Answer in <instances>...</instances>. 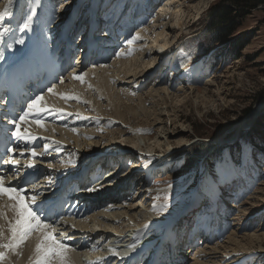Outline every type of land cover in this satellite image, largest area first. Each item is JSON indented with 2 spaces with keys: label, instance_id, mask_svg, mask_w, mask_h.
Masks as SVG:
<instances>
[{
  "label": "bare ground",
  "instance_id": "1",
  "mask_svg": "<svg viewBox=\"0 0 264 264\" xmlns=\"http://www.w3.org/2000/svg\"><path fill=\"white\" fill-rule=\"evenodd\" d=\"M31 1L33 0H13V15L0 21V31L8 29L5 31L4 36L0 38V62L7 59V63H12L13 60L22 55V60H24L23 67L35 65L36 71L39 72L41 65L39 64L38 46H45L43 42H39V39H51V41L55 39L50 34L51 31L53 28L57 29L61 21L74 13L77 0H73L72 3H70L71 0H63L54 6L53 0L50 3L47 0H38L37 4H30L29 8L26 7L25 5H28ZM162 2L157 10H152L151 15L147 19L143 17L136 19L135 28L129 31L126 36H123L121 47L119 46L115 49V58L110 64L106 65V62L99 63L95 67L81 69L80 71L73 69L69 72L67 70L65 77L50 87L53 88V92H49L46 89L42 93L43 100L39 103L46 110L33 112L26 118L25 122L21 123V130L31 133L34 137L29 139L30 142L40 139L42 148L36 149L38 155L35 157L28 151L30 146L25 148L27 158L19 161L20 166L40 163L41 150L44 148L49 149L50 146H56V151L46 154L50 157L45 156V158H52L53 161L54 158L60 157L63 151L66 153L60 161V164L63 163L62 165L56 162H49L53 166V170L35 183V194L40 201L45 200L47 196L51 199L61 197L59 195L61 181L58 182V180L63 178L65 172L63 167L69 168V166L77 163V158H79V162L84 163V161L88 160L92 164H97L100 160H108L112 157L114 159L118 154L120 155L119 157L124 155L125 158L122 159L120 167H123L124 160H130L127 171L121 172L119 167L115 175L114 173H112V177L107 175L98 186L90 187L95 189V191L90 192L89 200L94 202V205L90 204V208H88L87 202H84V200H81L82 206L78 202L73 204L67 202L65 208L62 206L58 208L59 218L47 222L53 226L57 239L68 245L67 264H103L106 260L105 257L108 259V264H134L132 263L133 260H129L130 257L146 248L153 250L148 254L149 258L142 260L140 264H159L173 253V250H170L168 245L165 250H163V247L160 249L161 246H166V243L160 244V239H163L161 235L166 221L175 225L179 212L173 213L171 211L179 210L184 202L178 208L170 210L164 209L162 205H157L155 199L149 198L152 195H164V193L159 192L164 186L145 184V179L154 168L158 169V166L164 163L165 160L180 153L179 149L184 146H182L183 143L180 141L181 138L177 139L178 144L176 145H171L168 142L176 134L173 132L174 129L171 128V125L177 119L175 105L182 99L184 100V95L182 94L185 91H187V95H191L194 100H197L194 95L197 94L198 89L197 87H192L191 89L189 87L183 88L185 85L183 83L181 93H169L170 89L168 92L167 86L165 87L164 85H156V87L146 91L147 85L144 86L142 84L145 81L143 79H147L149 84L152 76L148 75V73L158 70L155 67H150L154 59L142 60L144 57L152 56L151 50L150 52L145 50V44L155 47L153 49L154 52H152L153 58H156L158 53L163 50L164 57H166L165 54L168 57H174L176 44H173L172 40L168 39V31L174 32L177 28L181 29L183 26L180 13L186 0H166L164 3ZM7 3L8 0H0V9H3ZM26 8H28L27 13L35 8V14L30 13L32 16L30 27L22 29L19 25L25 18V16L22 17L21 15L24 14ZM154 8L155 6L152 9ZM170 12H172V18ZM49 18L52 19L51 26ZM161 25L163 26L162 28ZM21 31H23V37L20 39L18 34ZM137 34H139V38L133 39ZM159 39L162 42H159ZM130 40L133 41L131 44L128 43ZM27 41L28 47L23 50ZM56 63L54 64L55 67L59 62ZM172 67L175 69L177 66L172 65ZM165 70L164 68V73L166 72ZM145 71H147V74ZM81 73L85 74L83 82L73 78V74L79 75ZM140 73H142V76H140ZM7 80L10 82V76H8ZM68 81H71V83H68ZM206 86L207 82L204 83L202 90L208 89ZM138 90L143 93L138 92ZM195 90L196 92H194ZM145 91L146 93L143 95ZM65 96L69 98L65 99ZM76 97L79 98L77 99ZM146 100H149L150 104L147 107L144 105ZM91 113L97 115L94 122L89 118ZM59 115L62 116L63 120L58 117ZM51 116H53V120ZM37 119L42 121L43 126L35 123ZM60 120L62 122L58 124L57 122ZM120 121L125 125L124 127L118 123ZM247 122L248 120L240 122L235 126L234 132L239 133ZM154 126L162 129L160 134L149 135L151 133L150 130ZM103 130H107L105 134H103ZM179 133L182 136L185 135L183 131H179ZM171 134L173 135L171 136ZM235 134L229 137L232 139ZM119 137H123V141L132 143L139 148L134 153L128 148H123L117 140ZM138 139H142L143 142L137 143ZM152 143L161 149L159 154L155 153L154 149H150ZM142 146L146 147L143 148ZM69 149L71 154L68 153ZM93 149H102V151H96L90 155L89 152ZM103 150H107V152ZM98 152L102 153L99 157L100 160L95 158ZM134 154L136 156H146L147 159L143 162H138L135 159L136 157L132 156ZM79 162L77 167L83 164ZM119 163L120 161L118 160L117 164ZM232 167L235 169L234 165ZM106 169H109V167H106ZM75 170H79V168L75 167ZM72 173L73 170H69L65 174L69 175ZM202 175H204V183L206 182L205 186L208 187L211 194L207 196L208 199L205 205L201 204L200 201L194 202H197V209L199 207L201 209L205 208L204 211H208L213 215L212 225L207 226V229L216 232V234L219 232V235H222L226 230V225L224 223L221 224L224 219L222 215L226 214L219 212L217 204L219 203L218 199L221 200L223 198V190L214 183L209 175V170H205ZM229 176L238 178L236 180L237 185L235 186L234 184L235 189L233 192L238 189V182H240L241 187L243 186L242 178L238 176L237 171L233 170ZM142 183L145 184L143 185L144 188L141 185ZM141 187L144 192H141ZM146 188L148 191L145 190ZM169 188L173 189L175 186L170 185ZM193 193L194 200L202 196L199 185ZM233 195L236 194L234 193ZM145 199L148 200L146 201ZM235 201H229L226 207L236 209L234 210L235 212L232 211L230 214L240 218L231 221L238 222L243 218H241L242 215H239L242 212H239L237 207H241L240 210L245 211L249 207H253V205H250L247 200L235 205ZM7 202L9 201L6 196L0 198V205H6ZM43 207L49 208V206ZM77 208L91 209V211L83 216H78L74 213ZM64 209H66V212ZM4 210L7 212L8 218L11 219L14 215L11 209L5 207ZM187 214L180 222L183 228H185L187 222ZM0 224L5 226V234L7 235V221L0 218ZM206 225V222H202L201 228L206 230ZM243 227L247 229L245 225ZM230 228L231 225L229 226ZM233 236L234 234L231 235L229 233L226 241L224 240L218 245L206 244V246H203L201 242L202 244L196 247L193 255H191L192 251H189L188 255L190 254V256L187 257V261L185 260L183 264H220L221 262H218L220 260L219 255L222 256L223 254L225 256L230 251L245 250L248 247L246 246L247 243L259 242V246L262 247L261 241L264 239V232L258 229L250 233L247 232V234L238 238ZM38 237L39 233H33L16 251L5 250L8 255L5 260L0 261V264H33L35 259L34 250ZM165 237L168 238L167 235ZM179 237L180 235L177 236V239ZM214 237L216 238V235ZM246 239L247 241L243 242ZM209 254H215L213 256L215 258H211ZM189 260L192 261L189 262Z\"/></svg>",
  "mask_w": 264,
  "mask_h": 264
},
{
  "label": "rangeland",
  "instance_id": "2",
  "mask_svg": "<svg viewBox=\"0 0 264 264\" xmlns=\"http://www.w3.org/2000/svg\"><path fill=\"white\" fill-rule=\"evenodd\" d=\"M72 1L73 0H71L70 3H72ZM83 1L86 0H77L78 3ZM165 1L166 0H164V2ZM161 2L162 1H159L155 10L158 9ZM216 2L217 0H186V2H184V7L180 13L183 22L182 28H177L174 32H170L169 30L167 35L168 39L172 40L173 44L180 46L178 52L181 58L177 56L168 57L166 54V57H164V50L158 53L156 58H153L152 52H154L153 49L155 47H150L146 43L144 46L145 50L147 52L151 50L150 53L152 56L149 55L142 59H154L150 67L158 69L153 72L154 74L152 72L148 73V75L152 76L149 84L147 83V79H143L145 81H143L142 84H144V86L147 85L146 91H148V89L151 90L152 87H156V85L167 86L166 89L168 92L170 89L169 93H181L180 91L184 84L183 88L189 87V89H191L192 87H197L198 89L197 94L194 95L197 97V100H194L193 96L187 95V91H185L182 94L184 95V100L182 99V101L175 105L177 119L171 125V128L174 129L173 132L177 135L171 134V136H173L168 142L171 145H176L178 144L177 139L181 138L180 141L183 143L181 144L184 146L179 149L180 153H178L177 156L165 160L167 163L162 164L163 166L165 165L163 167L164 175L155 176L153 180L150 182L148 181V185L164 186L159 191L160 193L169 188L170 185L176 187V189H174L175 191L167 193L164 196L157 197L158 195H152L149 198L152 200L155 199L157 204H161L163 208L167 210L178 208L179 205L187 201V198L190 199L191 193H193L198 185L202 192L201 199H203V197L210 195L211 192L208 187L205 186L206 182L204 183L203 181L202 162L204 154L207 151L215 150V162L209 169V175L214 183L219 185L223 190V198H221V200L218 199L219 203L217 205L219 212L226 214L222 215L224 219L221 221V224L224 223L226 225V230L222 235H219V233L216 234V238H211V240L205 242L203 246H206V244H221L224 240L226 241L229 233H231V235L234 234V236L238 238L247 234V232L250 233L258 229L264 232V105H261L262 101H264V95L261 94L260 98L255 96L264 86V5L258 6L259 8L252 11L251 14L244 19L242 25H239L238 29L233 32L230 37L227 35L222 38L225 40L222 41V43L218 38L216 40L213 35L207 34L206 32V25L210 20L211 14H214L215 9L213 8L215 6L213 5ZM67 6H69V4H67ZM170 13L172 18V12ZM162 25L161 28L164 26ZM242 32L248 34L246 43L239 50V54L232 55L225 49L224 42L229 43L228 41L231 40L232 37ZM160 40L161 39L158 41L162 42V40ZM209 52L213 53V59L209 58V60L206 61V56ZM185 58H188L190 61L187 65L191 75L190 80H187L184 73H181L184 72V70L181 71V69H179V67L181 68L184 66ZM172 65L177 67L174 69ZM164 68L166 69L165 73L163 72ZM170 70L174 71V73H170ZM146 72L147 71H145V73ZM140 76H142V73H140ZM205 82H207L206 88L208 89L202 90ZM178 85L180 86L178 87ZM139 91L142 92L141 90H138V92ZM146 91L143 95H145ZM194 92H196V90ZM135 99L134 96V100ZM145 103L144 105L146 107L150 105L149 100H146ZM89 118L94 122L97 115L91 113ZM258 118L260 122L258 130L263 136L248 143L244 141L241 136L248 135L247 132L251 131L250 126ZM246 120H248V122L244 125L245 127L239 133L237 132L239 134V138L237 139L238 144L234 145V143L220 142L226 139L230 140L231 135L236 133V131L234 132L235 126ZM118 123L123 127L125 126L121 121ZM161 130L162 129L154 126L153 129L150 130L151 133H149V135H156V133L160 134ZM195 130H198L200 135H197L198 133L195 134ZM103 131V134H105L107 130ZM179 131H183L185 135H180ZM248 137L250 138V136ZM122 138L123 137H119L117 140L123 148H128L132 150L133 153L139 148L132 143L123 141ZM142 142V139L137 140L139 144ZM204 144H207V147L205 150H201ZM142 147L145 148L146 146ZM150 149H154V151H156L155 153L158 154L161 152V149L153 143ZM96 151H99V149H93L89 154L92 155ZM145 151L147 150L145 149ZM132 156L134 158L136 157L135 159H137L138 162H143L147 159V157L143 155L136 156L134 154ZM77 159L79 162V158ZM188 161H190L189 164H187ZM181 162H183V165L186 167H194V171L198 170L197 174H193L191 171H187V169L184 168L181 169ZM233 163L236 165L235 169L232 167ZM123 168L128 169L126 166H123ZM233 170L237 171L238 176L242 178L243 185L241 187L240 182H238L239 186L235 192H233L235 189L234 184L235 186L237 185L236 180H238V178L229 176L230 172H233ZM191 175L192 179L190 183H187ZM234 193L236 195H233ZM257 198H259L258 201H256ZM227 200H236L235 205L241 204L247 200L253 207L251 206L245 211L240 210L241 207H237V210L242 212L239 215H242L241 218L243 219L238 222H233L231 220L240 217L237 218L230 214L232 211L235 212L234 210L236 209L226 207L229 202ZM231 217H233V219H231ZM230 225L231 228L229 229ZM244 225L247 229L243 227ZM246 241L247 239L243 242ZM261 242L262 247L259 246V242H254L252 244L247 243L246 246L248 247L245 250L230 251L225 256L223 254L222 256L219 255L220 260L218 262H221L220 264H264V239ZM210 255L211 254H209V256ZM213 256H215V254H212L210 257L215 258Z\"/></svg>",
  "mask_w": 264,
  "mask_h": 264
},
{
  "label": "snow or ice",
  "instance_id": "3",
  "mask_svg": "<svg viewBox=\"0 0 264 264\" xmlns=\"http://www.w3.org/2000/svg\"><path fill=\"white\" fill-rule=\"evenodd\" d=\"M13 3L8 0V3L0 9V21L5 17L12 16ZM32 14H35V8L32 9ZM32 16L29 15L22 25V29L30 27ZM0 31V38L4 36L5 31ZM139 38V34L133 39ZM22 42V41H21ZM133 41H128L131 44ZM120 55V53H118ZM84 73L79 75L73 74V78L83 82ZM53 92V88L48 89ZM69 97L65 96V99ZM77 99L79 97H76ZM43 100V95L37 96L28 105V109L24 111L18 119L10 121L14 125V130L11 135L17 139H33L31 133L21 130V123L26 121V118L33 112H41L46 109L40 106V101ZM37 125L43 126L42 121L35 120ZM9 152H15V148H9ZM31 155L35 157L38 155L35 148L28 149ZM16 164L19 161H11ZM32 167L30 163L28 165ZM88 191H95V189H87ZM24 188H15L5 185L3 176H0V198L7 197L9 203L7 205H0V218L7 221V235L5 234V226L0 224V261L6 259L8 252L5 250L16 251L33 233H39L38 242L35 246V259L33 264H67V252L69 251L68 245L57 239L55 230L52 225L46 223L37 210H34L32 205L36 203V197L32 196L29 201L26 196ZM10 208L13 212L11 219L8 218L7 212L4 208ZM19 254V253H17Z\"/></svg>",
  "mask_w": 264,
  "mask_h": 264
},
{
  "label": "trees",
  "instance_id": "4",
  "mask_svg": "<svg viewBox=\"0 0 264 264\" xmlns=\"http://www.w3.org/2000/svg\"><path fill=\"white\" fill-rule=\"evenodd\" d=\"M264 0H217L213 6L215 9L214 14H211L210 20L207 27V34L213 35L214 38L219 39V41H225L222 38L228 35L231 36L233 32L238 29L239 25H242L244 19L251 14L252 11L259 8L258 6H263ZM212 11V13H213ZM241 27V26H240ZM210 35V36H211ZM247 33L242 32L241 34L232 37L231 40L224 42V47L232 55L239 54V50L245 45ZM213 43V42H212ZM223 43V42H222ZM221 47V46H220ZM223 48V47H222ZM221 48V49H222ZM264 95V86L258 93L255 95L257 98H260V95ZM260 126L259 118L250 126L251 131L247 132V136L242 135L244 141L251 143L255 139H259L263 134L258 130ZM255 127V128H254ZM195 134L198 133V130L194 131ZM197 135H200L199 133ZM250 136V138L248 137ZM251 140V141H250ZM238 144V141L234 142V145ZM207 144H204L201 150H205ZM215 150H211L207 153V166L208 168L212 167V164L215 162ZM233 154V153H232ZM234 156V155H233ZM188 161L187 164H189ZM184 169L189 170V167L184 166Z\"/></svg>",
  "mask_w": 264,
  "mask_h": 264
},
{
  "label": "water",
  "instance_id": "5",
  "mask_svg": "<svg viewBox=\"0 0 264 264\" xmlns=\"http://www.w3.org/2000/svg\"><path fill=\"white\" fill-rule=\"evenodd\" d=\"M261 105H264V101L261 103ZM187 202H184L183 205H185Z\"/></svg>",
  "mask_w": 264,
  "mask_h": 264
}]
</instances>
